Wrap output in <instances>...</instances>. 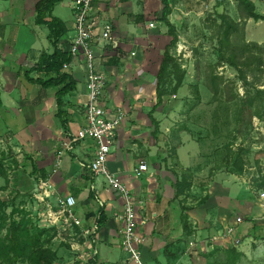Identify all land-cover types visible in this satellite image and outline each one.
Instances as JSON below:
<instances>
[{"label":"rangeland","instance_id":"374dc122","mask_svg":"<svg viewBox=\"0 0 264 264\" xmlns=\"http://www.w3.org/2000/svg\"><path fill=\"white\" fill-rule=\"evenodd\" d=\"M170 1L172 12L168 19L175 27L178 40L170 49L173 61L160 84L161 104L152 113L158 122L155 134H151L153 127L149 119H144L148 125L144 138L152 142L153 153L150 156L146 151V157L136 155L134 159L135 164L143 158L155 167L158 163L165 165L154 177L158 185L160 181L169 184L171 192L176 179L186 185L182 195L170 201V213L177 217L182 234L172 240L170 247L176 249L168 264H264V68L246 64L245 55L235 52L242 43L255 42L264 46V23L242 18L237 0ZM252 1L256 11L264 15V0ZM132 2L137 11H144L146 22L142 38L134 42L139 46L141 63H132L130 80L135 85L140 80L148 87L144 91L147 95L137 98L136 103L130 105V111H125V116L141 112V109L147 115L157 103L156 74L165 41V38L162 41V34L167 36L168 42L170 40L167 27L154 15L162 6L160 0ZM70 7V0H63L56 6L57 14L70 18ZM138 15L144 17L137 14V18ZM144 21L138 19L137 22ZM156 34L160 36L159 41L151 38ZM226 34L228 40L224 38ZM41 35L40 32V38ZM46 40L44 37L42 41ZM232 51L237 56V67L227 60ZM125 53L116 50L115 55H102V64L118 69L130 55L128 52L123 57ZM112 57L125 60L109 63ZM123 90L118 89V96L122 97ZM138 101L142 105L137 104ZM134 120L130 119L132 123ZM29 151L11 134L0 135L3 171L0 197L5 203L6 215L4 226H0V243L7 241L11 223L16 221L26 227L29 235L45 230L40 235L39 246L54 254L52 264H86L93 256L91 248L87 245L72 248L69 237L58 234L54 227L43 226L40 221L37 213L41 206L34 203L33 193L37 191L42 173L37 159L34 160ZM239 162L243 165L240 172L236 170ZM233 205H236L234 209ZM187 212L193 213V218ZM183 216L186 217L184 221ZM218 216L226 223H233L240 216L243 222L237 227L234 238L211 248L207 242L218 230L219 220L214 218ZM193 220L199 222L193 224ZM190 241L194 246H189ZM85 248L89 256L85 255ZM229 248H234L237 255L229 256ZM0 264L30 262L23 257L12 262L0 259ZM92 264L129 263L117 247L101 242L99 257Z\"/></svg>","mask_w":264,"mask_h":264},{"label":"crops","instance_id":"0c3cea01","mask_svg":"<svg viewBox=\"0 0 264 264\" xmlns=\"http://www.w3.org/2000/svg\"><path fill=\"white\" fill-rule=\"evenodd\" d=\"M37 1L39 0H0V135L11 134L23 148L30 150L32 158L37 159V167L40 168L41 173L46 174L51 189L61 195L72 194L77 201V214L83 216L88 225L97 218L100 207L97 199L103 201L106 221L98 229L94 242L83 243L81 239L77 245L78 248L87 245V248L92 249L93 256L90 258L92 264L99 257V243L103 242L109 247H117L120 250L118 242L120 222L115 218V214L122 209V200L107 191L103 176L92 175L89 172L87 165L93 153L91 141L76 142L67 150L62 145L65 141V133L76 132L84 123L82 103L86 96V71L82 57L72 59L64 69L76 81L75 90L64 97L65 102L62 106L69 120L66 130L62 129L60 120L56 116L57 88L43 89L40 85L28 81L23 75V72L37 61L41 53L50 54L53 51L52 43L48 38V28L44 24L39 25L35 22ZM62 1L53 6L51 14L65 23L67 32L62 40L67 46V42L73 36V16L72 11L68 19L57 14L56 6ZM135 10L132 0H93L92 2V16L101 23L110 22L113 25L114 42L95 45V69L104 75L102 99L108 106L113 108L120 106L126 112L130 111V105L136 103L137 98H144L147 95L144 91L148 87L147 84L142 85L140 80L136 85L130 80L129 69L132 63H141L140 49L134 42L142 38V29L146 22L144 11L138 9L137 13ZM137 14H143L144 17L138 15L137 18ZM138 19L145 21L137 22ZM46 20H49V17ZM44 37L47 38V43L42 41ZM151 38L159 41L160 36L151 35ZM161 38L162 41L165 38L163 41L165 47L168 43L167 36L162 34ZM116 50L126 52L123 57L128 55V52L130 55L126 60L122 57L117 59L118 62L125 60V63L114 70L102 64L104 59H101V56L115 55ZM132 52L134 55L131 54ZM141 67L143 68V65ZM29 76L36 78L42 77V74L31 72ZM120 88L124 89L121 92L122 97L118 96ZM139 104L142 105V102ZM131 118L134 120L133 123L130 121ZM146 118L148 119V116L142 109L141 112H131L125 116L118 127L107 168L127 186L135 199L139 213L146 218L140 230L144 237L141 249L145 262L168 264L172 257L164 254V247L182 234V228L177 217L171 214L169 209L174 190L171 192L172 187L161 181L158 185L154 177V174L162 172L165 165L161 166L158 163L155 167L151 162L139 158V161L147 163L148 169L141 176H136L134 173V168L138 164L134 163L136 155L146 157V151L150 156L153 153L152 142L144 138L148 134V125L144 120ZM235 206L231 208L234 209ZM187 213L193 218V213ZM205 216L209 217V215ZM214 218L219 220L218 229L221 228V216ZM197 222L199 220H193V224ZM175 249L174 246L169 247L171 252H175ZM85 255L89 256L88 251Z\"/></svg>","mask_w":264,"mask_h":264},{"label":"built area","instance_id":"2783aa9c","mask_svg":"<svg viewBox=\"0 0 264 264\" xmlns=\"http://www.w3.org/2000/svg\"><path fill=\"white\" fill-rule=\"evenodd\" d=\"M70 2L73 36L67 42V46L63 40L60 41V47L68 51L72 59L82 57L86 71V96L82 103L84 123L76 132H66L62 145L65 149H70L76 142L91 141L93 153L87 165L89 172L92 175L103 176L107 191L122 200V209L115 214V218L120 222L118 231L120 250L129 264H147L141 249L144 237L140 231L146 218L139 213L135 199L127 186L107 168L118 127L126 113L120 106L110 107L102 99L104 75L96 71L94 60L95 45L114 42L113 25L110 22L101 23L92 16L93 0H70ZM149 26L154 27L152 23H149ZM131 54L134 55V52ZM67 66L68 64L64 65L63 69ZM147 169V163L140 161L134 168V173L136 176H141L147 172ZM97 200L102 205L103 201ZM33 201L41 206L37 215L41 218L43 226L54 227L58 234L69 237L72 248H78L79 241L76 240L78 238L83 239V243L94 242L98 229L96 220L88 225L87 220L77 214V201L72 194H57L51 189L47 179L39 178L37 191L33 193ZM262 216L264 217V213ZM242 222L243 219L240 216H237L233 223L221 222V228L210 237L207 243L211 248L221 243L224 245V242L235 237L237 227ZM188 244L194 246L193 241Z\"/></svg>","mask_w":264,"mask_h":264},{"label":"trees","instance_id":"16d2710c","mask_svg":"<svg viewBox=\"0 0 264 264\" xmlns=\"http://www.w3.org/2000/svg\"><path fill=\"white\" fill-rule=\"evenodd\" d=\"M60 0H39L35 4V22L39 25H46L48 28V38L50 39L53 51L52 53H41L37 59V61L29 67L27 70L23 72L25 78L31 83L40 85L43 89L47 88H57L55 92L56 104H57V112L56 116L60 120V125L63 130H66L68 119L66 117V110L62 108L65 100L64 97L71 94L76 88V81L72 77V75L63 69V66L66 64H70L72 61V57L68 51L61 49L60 41L64 38L67 32V27L62 19L59 17L53 16L51 14L53 6L59 2ZM161 8L155 11L154 15L156 20L159 23H163L166 27V34L170 37L169 42L164 47L163 56L161 62L159 64L158 72L156 74V88L155 94L157 97V103H155L151 110L148 112V119L153 127L151 134H155L158 130V122L153 117V111L161 104V92H160V84L167 72L168 66L172 63L173 57L170 54V49L174 47L177 43L178 36L175 31L174 25L169 21L168 16L172 12V4L170 0H160ZM237 9L239 11V15L245 19H252L254 21H262L264 23V15L260 14L256 11L255 4L252 0H237ZM49 17V20L46 18ZM225 40H228V34L225 35ZM235 52H239L242 55H245L246 64H254L257 69L264 68V46L259 45L255 42L251 43H242L240 48L235 49ZM232 51L229 56H227V60L229 64L232 66H238L239 63L236 61V54ZM223 53V52H222ZM222 56V54H221ZM223 53V58L224 57ZM109 63H116L117 59L112 57L108 61ZM245 62H241L244 64ZM31 72H36L38 74H42V77H30L29 74ZM242 80L245 79L244 75H242ZM258 93L261 91L257 90ZM1 164L0 160V175L1 172ZM35 167H33V172ZM243 165L241 162L237 164L236 170L238 172L242 171ZM42 178L46 179V174L42 173ZM186 185L182 180L176 179L174 183V196L173 199L179 198L183 193V187ZM5 203L0 197V226H4L5 220ZM182 220H186V217L183 216ZM106 221V215L104 213L103 204L100 205L97 211L96 218V226L99 229ZM185 225V223H183ZM185 227V226H184ZM53 229V228H52ZM97 229V231H98ZM45 231V230H44ZM43 230H39L36 233H30L27 231L26 227H21L16 221L11 223L7 241H3L0 243V259L7 261H14L17 258L23 259L26 257L30 264H52L53 253L46 249H42L39 246V238L40 235L44 232ZM184 231V228H183ZM183 233V237L185 236ZM171 243L167 244L164 247V254L173 256V252L169 250ZM182 252V250H181ZM227 254L229 256H236L234 248H229L227 250ZM92 259H90L86 264H90Z\"/></svg>","mask_w":264,"mask_h":264}]
</instances>
